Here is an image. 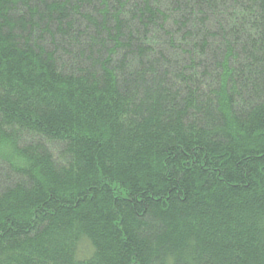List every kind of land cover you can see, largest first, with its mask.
<instances>
[{"label":"trees","instance_id":"trees-1","mask_svg":"<svg viewBox=\"0 0 264 264\" xmlns=\"http://www.w3.org/2000/svg\"><path fill=\"white\" fill-rule=\"evenodd\" d=\"M0 264H264V0H0Z\"/></svg>","mask_w":264,"mask_h":264}]
</instances>
